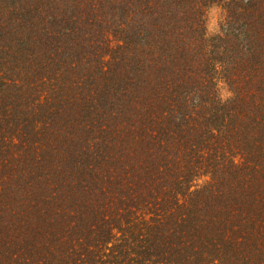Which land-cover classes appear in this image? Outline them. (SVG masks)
<instances>
[{"label": "trees", "instance_id": "1", "mask_svg": "<svg viewBox=\"0 0 264 264\" xmlns=\"http://www.w3.org/2000/svg\"><path fill=\"white\" fill-rule=\"evenodd\" d=\"M0 264H264V0H0Z\"/></svg>", "mask_w": 264, "mask_h": 264}, {"label": "rangeland", "instance_id": "2", "mask_svg": "<svg viewBox=\"0 0 264 264\" xmlns=\"http://www.w3.org/2000/svg\"><path fill=\"white\" fill-rule=\"evenodd\" d=\"M221 14L217 9H213L209 13V31L210 33L215 32L217 28L220 26V22L218 21L220 19Z\"/></svg>", "mask_w": 264, "mask_h": 264}]
</instances>
